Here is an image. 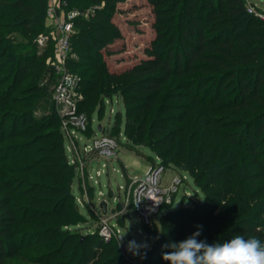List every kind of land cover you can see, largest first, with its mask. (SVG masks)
<instances>
[{
  "label": "trees",
  "instance_id": "obj_1",
  "mask_svg": "<svg viewBox=\"0 0 264 264\" xmlns=\"http://www.w3.org/2000/svg\"><path fill=\"white\" fill-rule=\"evenodd\" d=\"M65 1L89 11L74 22L68 61L81 78L79 111L90 119L87 134L94 131L93 114L101 115L100 102L122 98L127 149L143 156L134 144L151 147L166 168L187 172L203 194L162 207L161 230L145 226L151 244L138 264H168L162 253L171 249L163 246L186 239L198 225V239L209 244L234 235L264 242V20L249 12L253 2ZM48 5L0 0V107H21L0 118V264L24 254L30 264H133L121 242L105 241L98 226L91 229L97 212L85 215L72 190L76 170L53 98L54 47L34 42L49 31ZM144 6L155 32L144 56L109 67L106 55L125 49L116 43L126 36L124 23L144 31L139 15L128 17Z\"/></svg>",
  "mask_w": 264,
  "mask_h": 264
},
{
  "label": "built area",
  "instance_id": "obj_2",
  "mask_svg": "<svg viewBox=\"0 0 264 264\" xmlns=\"http://www.w3.org/2000/svg\"><path fill=\"white\" fill-rule=\"evenodd\" d=\"M249 10L253 11L250 6ZM86 13L77 8H68V2L65 0H49L46 12L49 31L40 33L34 41L39 48H45L50 43L53 44L52 65L57 76L53 93L54 103L62 119V129L69 142V151L72 153V156H69V163L75 166L77 172L78 170L81 171V176H84L85 160L93 155H102L108 161L103 163V168L109 169V161L114 158H116L114 160L118 159L120 145L126 139L122 133L119 134L121 136H114L112 126H101V129L95 128L93 133L87 136V138L92 139L91 144L81 145L80 140L83 137L77 135V133L85 135L84 132L90 126V119L85 113L79 111V103L84 98L80 90L81 78L78 72L70 69L68 61L74 57L72 53V37L75 33L74 22L79 16ZM98 130L102 132L101 135H98ZM97 172L101 174L100 171ZM165 173V165L157 159L156 163L142 176L134 178L125 186H121L125 193L124 196L121 190L125 210L130 207L135 209L143 224L148 227H153L156 224L155 218L162 207L173 204L177 194L182 189L183 177L175 176L167 182L164 177ZM184 191L185 194H189L186 190ZM92 209L97 212L99 217L97 225L99 235L105 241L118 240L120 242L121 230L117 225L110 219L108 220V217L102 214L99 207L94 206ZM138 233H142L141 228L138 229ZM139 256L141 255H134L133 264H138V258L135 257Z\"/></svg>",
  "mask_w": 264,
  "mask_h": 264
},
{
  "label": "rangeland",
  "instance_id": "obj_3",
  "mask_svg": "<svg viewBox=\"0 0 264 264\" xmlns=\"http://www.w3.org/2000/svg\"><path fill=\"white\" fill-rule=\"evenodd\" d=\"M146 0H126L125 2L127 4L133 3H142ZM252 1L253 4L249 5L253 11L249 10L250 13H254L256 16L260 17V19L264 20V0H248ZM92 7V6H91ZM139 15L141 18H139V21L141 22L142 27L144 29L143 32H139L135 27V25L128 26V24L124 23V31L126 33V36L123 39H119L116 41V43L120 46H125V49L122 53L113 54V55H106L108 66L109 67H120L121 64H133L137 62L139 58L144 56V47L146 44H148L153 37V34L155 33L153 31V27L150 25V23L147 21L148 16L150 15V9L147 6L142 7V9H138L135 12L128 15L129 18H134V16ZM143 17V18H142ZM122 20H124V16H120ZM147 18V19H146ZM142 19H146V21L143 23ZM120 46V47H121ZM119 47V48H120ZM3 73L0 71V78ZM26 82L23 81L21 84H19L18 89L25 84ZM16 89V90H18ZM1 101V99H0ZM102 102V101H101ZM98 107L101 109V115H99L98 112H95L93 114V120L91 121V125L95 128L101 129V126H114V131L112 130V134L114 136H121L119 135L122 133V135L125 136V124H126V108L125 104L122 102V98L117 99L114 98L113 100L106 99V102L104 106L102 105L103 102ZM125 105V106H124ZM1 106V105H0ZM21 107L18 106H5L0 107V118L2 116H5V112L7 109H13L17 110ZM103 108V109H102ZM57 109V107H56ZM11 118H7V124L6 127H10ZM18 125L25 124V119L21 121H16ZM114 124V125H113ZM100 126V128H99ZM88 131V130H87ZM87 131L84 132L85 135L82 133H77L78 137H83L82 140H80V144L83 145L85 143H92V139L87 138L89 136L87 134ZM8 134V133H7ZM102 132L98 130V135H101ZM126 138V137H125ZM123 140V139H122ZM126 142V140H125ZM121 143V149L122 155L124 156V148L127 149L126 145L124 143ZM69 142L67 141L66 137V151L69 156H72V153L69 151ZM124 145V146H123ZM134 146L141 151L144 158H139V169H137V173L139 175H143L147 169V166L149 165V159H151L153 156L156 159H159L157 154L151 149L149 146H143V145H137L134 144ZM128 150V149H127ZM133 154H136L135 152H132ZM100 154L93 155L85 160V168H84V176H81V171L78 170L75 171V179L74 184L72 186V190L75 193L76 200L81 208V211L87 215L91 216L90 213L92 211V207H99V204L102 200H106L108 202V211L109 214L106 215L108 217V220L110 219L114 224L117 225V227L121 230V235H124L126 232V235H124V239L126 241V244L128 246V242L131 241V239H135V241L138 244H144L146 247H149L151 244V238L148 237V228L145 227L146 225L143 224L142 220L140 219L138 213L133 208H129L125 210V206H123V195L124 190L120 185H125L127 181V177L125 176V173L123 171L121 162L119 160H113L109 161V169L106 167L103 168V163H107L108 161ZM142 157V156H141ZM146 157V158H145ZM113 161V162H112ZM114 165L115 170L111 167V165ZM100 169V170H99ZM103 169V170H102ZM97 171H100L101 174H98ZM91 177L89 178V176ZM175 176H181L183 177V185L182 189L179 191V193L176 196V200L174 202V207L181 206L183 203V196H186L185 194L186 190L189 194L187 195L190 197L191 202H194L195 200L199 201L200 199H203V194L201 192H196V186L194 184L193 178L187 173L183 171L176 170L172 167L166 168L165 173V180L167 182L171 181ZM79 182L83 184V188H79ZM90 187L92 189L90 190ZM123 195H122V191ZM125 196V195H124ZM125 198V197H124ZM190 201H187V203ZM124 207V208H123ZM115 210L112 212V210ZM124 211V212H122ZM166 212V209L161 210L160 213L156 216V224L158 226L157 231L161 230L160 225V217L161 215ZM125 221L123 222V219ZM93 221V220H92ZM90 222L92 224L91 229L95 230L98 225V221ZM77 226H82V231L86 232L88 229L85 228V223H79ZM155 226V225H154ZM152 227L155 229V227ZM66 228H74V225L72 226H66ZM142 230V233H138V229ZM151 230V229H150ZM41 246V244L36 245ZM146 247H142L140 249V255L142 254L143 250ZM31 250V249H30ZM26 250L28 256L33 255L34 252ZM131 253V252H130ZM25 255V254H24ZM22 258L18 257L17 255H14L10 257L8 260H12L13 264H30L29 257ZM138 258V257H135ZM140 263V262H139ZM34 264H50L46 261H36Z\"/></svg>",
  "mask_w": 264,
  "mask_h": 264
},
{
  "label": "clouds",
  "instance_id": "obj_4",
  "mask_svg": "<svg viewBox=\"0 0 264 264\" xmlns=\"http://www.w3.org/2000/svg\"><path fill=\"white\" fill-rule=\"evenodd\" d=\"M201 232L202 226L198 225L186 239L163 246L171 251L162 253V259L168 264H264V242L260 239L234 235L230 240L209 244L198 239ZM142 247L146 245L128 242V251L133 255H140Z\"/></svg>",
  "mask_w": 264,
  "mask_h": 264
},
{
  "label": "crops",
  "instance_id": "obj_5",
  "mask_svg": "<svg viewBox=\"0 0 264 264\" xmlns=\"http://www.w3.org/2000/svg\"><path fill=\"white\" fill-rule=\"evenodd\" d=\"M123 150H124V156L122 155V152L119 150V155H118L117 160L121 162L123 171L125 173V176L127 177L126 184H128L134 178L142 176V175L136 174L137 173L136 171L137 169H139V166H140L139 158H144V157L133 154L132 151L127 150L125 148ZM148 160H149V165L147 166V169L145 172H147V170L152 166L151 159L148 158ZM111 167L115 170V167L113 164L111 165ZM125 185H120V186H125Z\"/></svg>",
  "mask_w": 264,
  "mask_h": 264
},
{
  "label": "water",
  "instance_id": "obj_6",
  "mask_svg": "<svg viewBox=\"0 0 264 264\" xmlns=\"http://www.w3.org/2000/svg\"><path fill=\"white\" fill-rule=\"evenodd\" d=\"M99 128H100V126H99ZM99 208H100V210H101V212H102L103 215H108L109 214V211H108V202L106 200H102L100 202ZM114 211L115 210L113 209L112 212H114ZM120 242L122 244L123 249L126 250L127 249V244H126V241H125L124 237H122L120 239Z\"/></svg>",
  "mask_w": 264,
  "mask_h": 264
}]
</instances>
